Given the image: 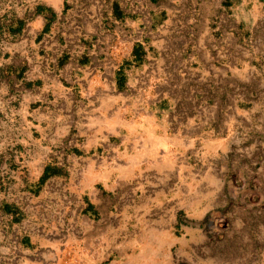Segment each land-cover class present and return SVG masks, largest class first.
I'll return each mask as SVG.
<instances>
[{
	"label": "rangeland",
	"instance_id": "1",
	"mask_svg": "<svg viewBox=\"0 0 264 264\" xmlns=\"http://www.w3.org/2000/svg\"><path fill=\"white\" fill-rule=\"evenodd\" d=\"M97 102L180 123L175 183L201 213L149 206L144 228L132 186L101 185L79 113ZM110 211L118 242L173 220L171 258L98 260ZM126 263L264 264V0H0V264Z\"/></svg>",
	"mask_w": 264,
	"mask_h": 264
},
{
	"label": "crops",
	"instance_id": "2",
	"mask_svg": "<svg viewBox=\"0 0 264 264\" xmlns=\"http://www.w3.org/2000/svg\"><path fill=\"white\" fill-rule=\"evenodd\" d=\"M97 93L100 95L101 91ZM94 100L100 101V98ZM106 108L108 110L103 111L100 102H97V105L93 103L88 108L79 107V113L88 117V121L91 118L98 119L84 129L81 147L88 150L103 148L104 151L110 152L105 157L84 158V164L90 166L88 170L93 171L94 177L99 179L101 185L111 194L117 191L119 184L132 186L133 193L128 196L132 198V202L137 201L136 209L142 219L144 218L141 221L144 228L148 227V224H144V221L148 223L145 216L152 212L149 206L165 211L170 217L183 206H191L195 209L194 213H201L202 210L198 207V191L192 192V182L182 180V183H175V179L181 180L177 173L181 169H187L176 165L178 155L172 142L176 130H180V123L177 127L175 125L172 128L165 127L167 124L159 120L154 110L149 109L135 114L130 120L127 117L121 119L123 116L118 120L116 109ZM143 117L145 119L141 122L139 118ZM110 121H113L111 126L107 125ZM108 216L109 220L100 222V227L107 229L108 234L107 231H103L99 237L96 235L93 239L94 245H97L95 251L98 260L133 261L134 245L140 246L136 252V258L140 260L171 258V249L176 242L173 220L155 221L149 226L152 229H166L164 239L156 238V235L149 233V236L135 238L131 236L118 242L117 214L110 211ZM126 227L129 228L128 225ZM123 245L125 249H120L119 253L118 249Z\"/></svg>",
	"mask_w": 264,
	"mask_h": 264
},
{
	"label": "trees",
	"instance_id": "3",
	"mask_svg": "<svg viewBox=\"0 0 264 264\" xmlns=\"http://www.w3.org/2000/svg\"><path fill=\"white\" fill-rule=\"evenodd\" d=\"M65 6H66V2H65Z\"/></svg>",
	"mask_w": 264,
	"mask_h": 264
}]
</instances>
